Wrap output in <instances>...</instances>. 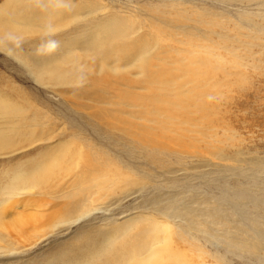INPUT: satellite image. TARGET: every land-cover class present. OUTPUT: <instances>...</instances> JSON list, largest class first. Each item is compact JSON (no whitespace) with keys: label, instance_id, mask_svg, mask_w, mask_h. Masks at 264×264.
<instances>
[{"label":"rangeland","instance_id":"1","mask_svg":"<svg viewBox=\"0 0 264 264\" xmlns=\"http://www.w3.org/2000/svg\"><path fill=\"white\" fill-rule=\"evenodd\" d=\"M137 252L264 264V0H0V264Z\"/></svg>","mask_w":264,"mask_h":264},{"label":"bare ground","instance_id":"2","mask_svg":"<svg viewBox=\"0 0 264 264\" xmlns=\"http://www.w3.org/2000/svg\"><path fill=\"white\" fill-rule=\"evenodd\" d=\"M143 60V59H142ZM140 61V60H139ZM138 61V62H139ZM144 62H145V60H143ZM142 61V62H143ZM142 62H140L141 64L139 65V67L140 68H143V63ZM153 92V91H152ZM151 92V93H152ZM156 99H158V98H156ZM155 101V100H154ZM155 103H156V101H155ZM179 103V101H174V105L176 106L177 104ZM170 104L171 105H173V102H170ZM173 105V106H174ZM198 107L200 108V104L198 105ZM198 108V109H199ZM75 154V153H74ZM67 157H68V155H67ZM76 157H77V155H76ZM66 157L65 156H63V155H61L60 157H58V158H56V159H54L48 166H46L40 173H42V175L40 174V176H39V178L38 177H36V179L34 178V179H32L34 182H40V181H46V179H48L47 177H51V176H53L54 175V172L57 170V168H59V167H61V165H63V164H66V167L67 168H70L71 167V163L69 162V160H66L65 159ZM82 159V158H81ZM86 159V158H85ZM71 160V159H70ZM83 161V160H82ZM84 164H86V165H90V166H92L93 165V163H92V161L91 160H84ZM38 176V175H37ZM41 184H42V182H40ZM46 183V182H45ZM238 197V196H237ZM242 199V198H241ZM144 252V251H143ZM150 251L148 250V252L146 251V253L144 254V255H146V256H143V259H145V257H148V256H150L151 254L149 253ZM149 254V255H148ZM152 258H154V255H152L149 259H152ZM143 259L140 257V255H139V253L137 252V253H135L134 254V256H132L128 261H127V263L126 264H128L130 261H133V264H140V263H142L143 264Z\"/></svg>","mask_w":264,"mask_h":264}]
</instances>
